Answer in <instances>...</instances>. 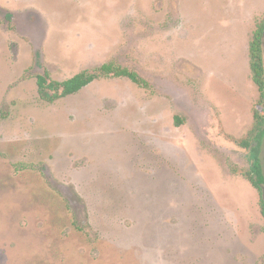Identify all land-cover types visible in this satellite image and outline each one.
<instances>
[{
	"label": "rangeland",
	"instance_id": "rangeland-1",
	"mask_svg": "<svg viewBox=\"0 0 264 264\" xmlns=\"http://www.w3.org/2000/svg\"><path fill=\"white\" fill-rule=\"evenodd\" d=\"M263 17L264 0H0V264H264L259 191L233 170ZM108 61L150 86L40 98L38 73Z\"/></svg>",
	"mask_w": 264,
	"mask_h": 264
},
{
	"label": "trees",
	"instance_id": "trees-1",
	"mask_svg": "<svg viewBox=\"0 0 264 264\" xmlns=\"http://www.w3.org/2000/svg\"><path fill=\"white\" fill-rule=\"evenodd\" d=\"M264 17L260 19L253 31L249 42V64L252 79L259 91L258 105L262 110H254V123L245 137L235 139V141L247 148L250 154V164L247 169L234 167V172H240L258 191L260 195L259 205L264 217V158L262 149L264 143ZM126 77L141 87H149V81L139 72L119 63L108 61L91 69L82 70L73 76L56 80L51 77L47 70L36 75L37 90L40 98L46 102L53 103L60 98H64L79 93L83 88L100 78ZM180 123L182 119L175 116ZM70 204V203H69ZM70 206V205H69ZM71 207V206H70ZM77 229L83 230L78 221H74Z\"/></svg>",
	"mask_w": 264,
	"mask_h": 264
},
{
	"label": "water",
	"instance_id": "water-1",
	"mask_svg": "<svg viewBox=\"0 0 264 264\" xmlns=\"http://www.w3.org/2000/svg\"><path fill=\"white\" fill-rule=\"evenodd\" d=\"M263 168H264V162H263Z\"/></svg>",
	"mask_w": 264,
	"mask_h": 264
}]
</instances>
